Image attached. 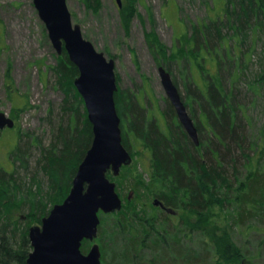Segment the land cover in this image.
<instances>
[{
	"label": "rangeland",
	"instance_id": "obj_1",
	"mask_svg": "<svg viewBox=\"0 0 264 264\" xmlns=\"http://www.w3.org/2000/svg\"><path fill=\"white\" fill-rule=\"evenodd\" d=\"M65 1L72 22L79 24L83 36L98 51L114 59L118 90L133 91L146 113L154 116L161 125L176 121L175 112L172 115L169 111L167 117L164 113L170 101L159 76L158 66L161 64L177 83L194 124L199 122L198 109L189 104L185 97L184 62L181 59L185 50L183 44L186 42L190 46L187 41L192 26L222 16L223 0H98L96 6H87L84 0ZM224 41L234 61L229 74L228 67L225 68L229 64L220 58L225 49L221 55L218 53L217 57L222 61L221 82L225 87L233 86L239 93L242 108L238 110V119L245 127L246 151L254 160L256 151L259 148L264 150V133L260 134L264 132V32L244 30L233 38L226 36ZM192 53L190 49L186 58L201 64L203 70H210L211 75L216 73L217 58L210 55L192 58ZM56 54L33 0H0V111L15 121L14 127L0 129V167L7 170L15 168L10 152L15 146L23 145L22 140L29 138L31 143L37 138V141L47 145L52 139V127L48 121L53 118L57 120L58 104L63 98L61 91L54 87L51 71H47V65L55 62ZM172 57L175 59L166 63ZM198 64L193 63L192 68L189 67L190 76L199 85H206L209 79L202 77ZM7 72L13 92L7 88ZM18 134H22V138ZM127 140L132 161L122 166L117 176L110 174L122 199V206L131 208L129 212L135 209L142 216L153 215L157 221L156 227L166 240L178 234L186 256L184 261L191 259V249H198L199 243L206 241L209 243L206 246L207 260L194 264H264V222L251 216L245 222L234 225L231 222L234 209L231 203L223 210L214 208L203 223H198L196 216L181 210L165 212L153 204L157 196L152 190L155 184L150 178L148 150L133 142L130 131H127ZM30 149L32 166L38 148L32 145ZM262 153L258 157L263 166ZM239 172L245 174L244 166H239ZM127 200L130 202L127 203ZM9 210L12 219L18 220L21 225L29 221L27 210H14L12 207ZM114 216V213H99L102 222L98 236L93 241L84 240L86 247L82 252L86 253L92 243L97 242L104 250L101 249V264H140L127 259L130 232L120 230L115 225ZM38 224L37 221L29 222L30 226ZM227 240L241 249L240 257L230 255L229 259L222 260L217 252L222 251ZM146 244L142 250L144 257H157L159 252L151 248L152 241L147 239ZM8 264L19 263L11 260Z\"/></svg>",
	"mask_w": 264,
	"mask_h": 264
},
{
	"label": "trees",
	"instance_id": "obj_2",
	"mask_svg": "<svg viewBox=\"0 0 264 264\" xmlns=\"http://www.w3.org/2000/svg\"><path fill=\"white\" fill-rule=\"evenodd\" d=\"M84 1L87 6L98 3V0ZM221 14L220 18L208 23L192 26L187 41L190 46L186 42L183 44V87L187 102L199 112V122L195 121L199 143L196 145L192 141L178 119L161 125L154 116L146 113L133 91L117 90L114 99L122 122V143L128 150L127 131H130L133 142L148 150L150 178L155 184L152 190L165 207L194 215L198 223H203L214 208L223 210L231 203L234 208L231 222L234 225L245 222L251 216L264 222V165L260 164L258 157L262 152L263 156L264 150L259 148L254 160L246 151L245 127L238 119V110L242 108L239 93L233 86H223L220 77L222 61L217 57L225 49L220 58L229 64L225 68L228 67L230 74L234 58L233 55L230 58L229 46L225 45L224 39L226 36L233 38L241 35L244 30L264 32V0H223ZM129 17L130 10L127 14ZM190 49L194 53L191 54L192 58L200 55L202 58L209 55L217 58L216 73L211 75L210 70H203L201 64L187 59ZM173 59L166 60V63ZM187 60L191 62L190 65ZM193 63L198 64L202 77L209 79L206 85H199L190 76L189 67L191 69ZM237 69L241 70L239 66ZM47 71H51L54 87L63 95L58 104L57 120L53 118L48 121L52 127V139L47 145L37 141V138L33 140L35 143H30L29 138L22 140L23 145L15 146L10 152L15 168L7 170L0 167V264H8L11 260L25 264L30 249L27 236L29 222L40 223L50 208L67 195L78 164L93 136L83 100L73 83L78 69L64 49L55 55L54 63L47 65ZM6 76L8 91L13 92L9 72ZM169 111L175 114L170 102L164 112L166 117ZM263 133L260 132L261 135ZM18 136L22 138L23 135ZM32 145L38 148V155L30 166ZM241 160L243 162L240 164ZM240 165L244 166L245 174H240ZM108 176L112 179L110 173ZM10 207L27 210L29 221L21 225L18 220L12 219ZM128 210L131 208L123 205L113 212L116 215L113 217L115 225L120 230L130 232L126 248L128 260L140 264H194L207 260L208 242L201 241L198 249H191V259L184 261L186 256L178 234L166 240L156 227L157 221L153 215L142 216L135 209L132 212ZM101 222L102 218L98 233ZM147 239L152 241L151 248L158 250L157 257H144L142 250L148 245ZM16 245H19L18 248ZM85 247L83 240L81 250ZM101 249L104 251L102 245ZM241 252L239 247L227 240L222 251L217 253L224 260L229 259L230 255L240 257ZM179 257H182L181 260H178Z\"/></svg>",
	"mask_w": 264,
	"mask_h": 264
},
{
	"label": "water",
	"instance_id": "obj_3",
	"mask_svg": "<svg viewBox=\"0 0 264 264\" xmlns=\"http://www.w3.org/2000/svg\"><path fill=\"white\" fill-rule=\"evenodd\" d=\"M33 3L56 53L60 54L64 49L78 69L73 83L83 100L93 136L78 164L67 195L50 208L40 224L28 228L31 250L25 262L101 264V252L96 242L86 253L82 252L80 246L84 239H96L99 212H115L122 207L116 184L107 177V170L117 176L121 167L132 161L130 152L122 143L121 119L114 99V93L118 90L115 62L83 36L79 24L72 22L65 0H33ZM158 71L179 123L197 145V127L171 74L161 64ZM14 124L13 118L0 111V129L12 128ZM153 204L174 212L172 208L165 207L159 198H154Z\"/></svg>",
	"mask_w": 264,
	"mask_h": 264
},
{
	"label": "bare ground",
	"instance_id": "obj_4",
	"mask_svg": "<svg viewBox=\"0 0 264 264\" xmlns=\"http://www.w3.org/2000/svg\"><path fill=\"white\" fill-rule=\"evenodd\" d=\"M98 7V6H97ZM125 17V16H124ZM127 19V18H126ZM128 20V19H127ZM218 22V21H217ZM216 22V23H217ZM125 25V24H124ZM177 39V38H176ZM220 48V47H219ZM181 53V52H180ZM227 59V58H226ZM165 63V62H164ZM225 63V62H224ZM235 64V63H234ZM241 71V70H240ZM240 71H239V73H240ZM239 79V78H238ZM259 82V81H258ZM264 83V82H263ZM175 112V111H174ZM176 113V112H175ZM177 116V115H176ZM259 142V141H258ZM264 149V148H263ZM253 150V149H252ZM263 151V150H262ZM255 152V151H254ZM259 155V154H258ZM264 155V154H263ZM258 159V158H257ZM250 164V163H249ZM250 167V166H249ZM259 171V170H258ZM247 173V172H246ZM250 175V174H249ZM258 175V174H257ZM251 176H252V174H251ZM255 176V175H254ZM236 178V177H235ZM234 186V185H233ZM229 187V186H228ZM234 189V188H233ZM226 191H228V190H226ZM238 202V201H237ZM228 208V207H227ZM256 214V213H255ZM28 226H30V225H28ZM32 226V225H31ZM173 228V227H172ZM172 230V229H171ZM28 232V231H27ZM171 233V232H170Z\"/></svg>",
	"mask_w": 264,
	"mask_h": 264
},
{
	"label": "flooded vegetation",
	"instance_id": "obj_5",
	"mask_svg": "<svg viewBox=\"0 0 264 264\" xmlns=\"http://www.w3.org/2000/svg\"><path fill=\"white\" fill-rule=\"evenodd\" d=\"M118 1V0H117ZM119 2V1H118Z\"/></svg>",
	"mask_w": 264,
	"mask_h": 264
}]
</instances>
